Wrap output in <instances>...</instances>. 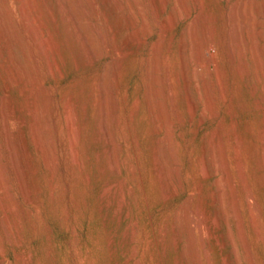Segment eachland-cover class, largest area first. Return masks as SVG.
<instances>
[{
    "label": "rangeland",
    "instance_id": "obj_1",
    "mask_svg": "<svg viewBox=\"0 0 264 264\" xmlns=\"http://www.w3.org/2000/svg\"><path fill=\"white\" fill-rule=\"evenodd\" d=\"M28 1L31 8L29 16L38 29L40 40L47 41L49 50L51 47V58L55 70L50 74L46 62L34 52L31 39L27 34L22 16H20V1L6 0L5 5L8 7L3 5L10 13L9 22L17 34L16 36L21 39L20 44L16 47V55L18 54L21 61L24 60L23 50H31L28 53L33 54L35 63L30 62L29 65H36V67L34 66L36 70L33 65L31 66L36 75V78L35 75L33 77L38 78V81L41 80V88H36L30 83L23 90L25 85L15 79L17 82L13 80L14 85L9 86L4 93L7 75L3 59L7 56V52H0V264H125L127 258L130 261L129 264H134L135 260L138 262L142 260L140 264H177V257L186 250L188 233L183 232L180 235L182 240L180 239V244L177 247L167 239L165 246L168 249L166 247L162 252L160 246L162 238L159 234L160 223L166 216L174 217L187 202L190 212L195 215V218L204 220L208 217L209 220H213L210 218L214 217L215 209L212 196H214L217 189L216 184L219 182L221 186L225 187V199L227 198L225 201L229 214L232 212L231 194L239 202L241 228L236 223L237 220L233 219L232 214L229 216L228 226L214 223L216 227L211 229L208 225H204L205 240L200 242L196 239L194 245V251L200 259L196 261L192 258L189 264H221V258L230 252L232 247V250L236 252L239 264H264V170H260L257 166L258 148L261 146L257 137L260 136V117L254 110V98L250 95L249 88L235 80L236 78L229 70L223 71L221 67V58L218 54L220 51L218 50L222 48L219 42L222 39L224 24L222 22H224L226 8L224 0H182V6L179 0H164L166 3L163 0L162 2L161 0H154V2L153 0H123L125 3L127 1L126 4L124 3V7L129 6L125 7V10L130 12L128 14L124 10L125 15L134 21L135 30L141 32L144 37V43L139 46L131 43L128 38L131 37L134 29L125 26L117 13L104 0H97L96 10L94 2L91 0L92 4L89 0H71L74 4L76 1L78 2L76 5L81 10L78 13L82 20L84 18V22L89 23L86 24L88 32L90 34L92 30V35H90L93 37L94 33L97 40L93 39L99 44L95 42L96 46L98 45L97 49L100 47L98 57L94 59L90 67L84 63L86 62V59L83 58L84 54H81L77 47L72 46L73 40L68 32L67 17L64 16L63 20H59L58 25L55 26L50 17L48 2ZM60 2L64 11L68 4L63 0ZM90 6L93 7L90 8ZM97 7L100 11L97 10ZM181 9L183 11H180ZM199 16H202L203 22L197 24ZM171 18L176 19L175 24L173 28H167L165 22ZM105 21L107 22L105 23ZM139 28H142V31ZM115 30L117 31L115 32ZM220 36L221 38H219ZM159 41L162 52L161 68L156 71L152 60V51ZM207 42L211 45H207ZM23 43H26L29 48ZM105 44L108 46L106 47ZM181 44H185L183 55L179 49ZM201 45H203L202 58L198 60L196 57L197 48ZM121 51H124L126 56L120 54ZM118 54L121 55L120 60L116 64L115 72L111 75V80H108L107 86L108 93L111 90L109 94L111 100H108L111 109H109L110 115L107 122L113 142L120 150L118 173L120 175L113 173L108 166L109 162L106 156H108L110 148L112 149L111 144L105 143L106 136L97 138L95 133L99 124L97 109L99 87L97 86H99L101 74H104L107 65L111 64L113 57L116 58ZM182 56L188 68L189 85L185 90L188 95H185L187 99L190 97L189 100L184 99L182 80L177 77L180 74ZM118 57L117 59H119ZM146 71L152 78L161 77L164 79L167 73L171 76L169 83H164L159 78L161 82L158 87L161 86V90L164 88V93L158 99L161 104L156 105L155 103L152 112H149L150 106L146 101L148 99L146 98V88L149 81ZM223 73H226L227 79L224 78ZM152 78L150 79L152 80ZM232 81L234 85L231 83ZM30 85H32V89ZM204 88L207 90L204 91ZM166 89L172 95L171 98L174 97V100L168 99ZM36 91H38V96ZM31 94L35 95L34 97L37 96L36 100L32 98ZM44 96L47 97V105L40 100L41 97L44 99ZM208 99H211V102L207 101ZM190 100L195 101H192L194 108H192ZM29 101L34 102L35 105L39 104V106H33L36 110L32 107L33 103ZM30 103H32L31 106H29ZM137 104L138 112L134 115L130 109H133ZM86 105L89 107L87 121L82 119L85 113L83 109ZM29 109L35 113L32 114L33 112L30 111L28 114ZM37 109L43 110V112H39ZM33 115L34 119L41 117L44 120L45 118L42 136L47 141L45 148L48 153L52 154L55 163H48L45 160L44 147H40L36 133L34 134L35 131H32L34 130L32 127L34 126ZM65 116L67 119L69 116L72 119L69 117L70 119L67 121ZM6 119L9 120L8 125ZM65 121L74 123L72 136L76 142V147H74L76 159L78 157L76 161L78 165L75 166L71 165V152L67 138L68 127L66 126L68 123ZM154 127L157 129V134L153 132ZM5 135L9 137L10 141L8 139L7 142ZM168 136L173 144L178 173L177 179H174L177 196L169 204L165 203L160 196L150 156L156 142H164ZM12 145L13 147H11ZM163 147L168 150L166 144ZM11 150H15L13 152L16 154L17 160L21 161L18 171L21 175L24 174V187L27 192L30 191L28 194L30 202L25 199L26 195L23 193L18 173L14 170L10 160ZM236 150L238 156L242 157L241 168L248 192L261 209L262 240H258L252 229H249L251 228L249 227L251 226L250 211L244 201L241 178L238 169H236L237 166H235L234 154L237 153ZM203 151L207 152V177L203 174L200 163ZM223 158H225L224 167L221 164ZM135 160L138 164L135 163ZM29 161L33 163V167H28ZM101 164L104 165V170H102ZM134 166L136 172H139L141 184L135 181V176L132 177ZM129 168L132 173L129 172ZM130 174L132 175L130 176ZM226 177L229 178L230 184L225 181ZM119 180L121 183H118ZM122 183H125L127 190L130 188L134 191V197L129 196V190L123 191L122 202L130 201L131 206L128 217L117 224V206H115L117 204H114L110 194L107 196L110 203L107 202L108 206L104 212L99 209L101 208L99 199L104 190L111 188V185L112 189L116 190L119 187L118 184ZM113 184H116L115 188ZM107 186L109 187L107 188ZM53 193L54 200L51 195ZM113 209L116 211L115 213ZM176 211L177 213H175ZM132 221L137 223L138 228L134 243L135 247L137 246V254L133 259L130 257V247L127 246L124 239V234L130 228ZM158 222H160L159 225ZM225 229L230 232V237L232 236L233 239H231L232 245L223 250L214 246L213 237L219 241L220 235L225 232ZM147 238L151 240L147 241ZM75 239L77 240L76 246L74 245ZM108 239L113 240L112 246L108 245ZM242 241L247 242L250 247V262Z\"/></svg>",
    "mask_w": 264,
    "mask_h": 264
},
{
    "label": "bare ground",
    "instance_id": "obj_2",
    "mask_svg": "<svg viewBox=\"0 0 264 264\" xmlns=\"http://www.w3.org/2000/svg\"><path fill=\"white\" fill-rule=\"evenodd\" d=\"M19 1L21 3V5H20L21 15L20 16H22V20H23V22L25 24V27H26V30H27V34H28L29 38L31 39L32 46L34 47V52L46 62L47 68L49 70L48 72H50V74H51L55 70L54 65H53V62H52V58H51L52 57L51 56V54H52L51 53L52 52L51 51V47H50V50H49V47L47 46V43H46L47 41L44 42V41H41L40 40V35H39V32H38V29L34 26L33 21L31 20V18L29 16V14H30V10L29 9H31L30 8V2L28 0H19ZM42 1L43 2H48L50 4V17H51V20H52V22L54 23L55 26L58 25L59 20L61 21V19L64 18V16L67 17L68 20H66V21L69 22L68 23V26H67L68 32H69L70 37L73 40L72 46L75 47V48L77 47V50H79V52H81V54H84V57L83 58L86 59V62H84V63H85V65L87 64L90 67V64L93 63L94 59L98 57V50L100 49V47L97 49V46L99 44L96 41L97 39L95 38L94 33H93V37L91 36L92 35L91 34V31L92 30L90 31V34L91 35L88 32V27H86V24H89V23L84 22L83 21L84 18L82 20L81 19L82 17H80V15L78 13L79 11H81V10H79L78 6L76 5V3L78 4V2L76 1V3L74 4V2L71 1V0H63V2H67L66 4H68V6L66 5L67 6L66 9L64 8L65 10L63 11V8H62L63 5L61 6V2H60L61 0H41V2ZM91 1L94 2L93 5L95 6V10H96V6H98L97 5V0H91ZM104 1L112 7V9L117 13V15L119 16L120 20L122 21V23L125 24V26L127 25L128 28L130 27V28L134 29V31L131 33V37L130 36L128 37L130 39L131 43L136 44V46H139L142 43H144L143 42L144 41V37H143L142 33L139 32V31H137V30H135V23H134V21L131 20V18H129L127 15H125L124 10L129 7V6L128 7L125 6L126 8L124 7V5L127 3V1H126V3L123 0H104ZM104 1H102V2H104ZM179 1H180L179 2L180 5L182 6L183 5L182 4V0H179ZM195 1H198V0H195ZM220 1H222V0H220ZM5 2H6V0H0V52H3V51H6L7 52V54H6L7 56L3 59V64L4 65L6 64V67H5L4 70L6 72L5 74L7 75V80H6L7 81V83H6L7 85H5L6 87H5V90H3V91L5 93L8 90L9 86L14 85L13 80L15 82H17L15 79H18V81L22 82V84L25 85V87L22 86V87H24L23 90L26 89L27 88L26 85H29L30 83H32L33 86H35L36 88H39L41 86V84H40V81L41 80L38 81V78L35 79L36 78V75L34 74L35 72H33L34 70L32 69L34 66L36 67V65H33L32 63L31 64L33 65V67H31L32 65H29L30 62H34V59H33L34 57H32L33 54L32 55L29 54L31 52V50H27V51L26 50H23L24 52L21 50L23 52L24 60H21L20 61L19 60L20 57L17 56L18 54L16 55V52H15L16 51V47L20 44V40L21 39H19L16 36L17 34H15V32L13 31V28H12L10 22H9V14L10 13H8L9 11L7 10L6 7H4ZM93 2H91V4ZM153 2H154V0H153ZM161 2H162V0H161ZM224 2H225V5H226V8H225V12H224V22H222V24L224 23L223 24V31H222V39H221L222 44H221V42H219L220 40L218 39L219 40L218 42L220 43V45H222V48L220 50H218V51H220V52H218V54H220L219 56L221 58V62L220 63H221L222 70L223 71L229 70L231 72V74H233L234 78H236L235 80H238L240 83H243V85L245 84L249 88L250 95H252L253 98H254V110L258 113V115L260 117V125H261L260 126L261 129L259 131V135L260 136H257L258 137V141L261 144V146L259 148L257 146V148H258L257 166H258V168L260 170H264V0H224ZM34 3H36V2H34ZM164 3H166V2L164 1ZM33 5H35V4H33ZM180 5H179V7H180ZM5 6H7V5H5ZM130 6H131V4H130ZM91 7H93V6H90V8ZM160 7L162 8V6H160ZM183 9H181L180 11H183ZM33 10H34V8H33ZM97 10H99V7H97ZM129 10H130V8H129ZM126 12H128V14L130 13L129 11H126ZM98 13H100V12H98ZM175 21H176V19L171 18V19H169V20H167L165 22V26L167 28H173V26L175 24ZM106 22L107 21H105V23ZM202 22H203L202 16H199V18L197 20V24L198 23L200 24ZM89 29H92V28H89ZM137 29H138V27H137ZM141 29H140V31H142ZM208 29L209 28L207 26V31H208ZM116 31L117 30H115V32ZM191 33H193V32H191ZM51 36H52V34H51ZM93 38L96 39V40L94 41ZM101 38H103V37H101ZM219 38H221V36ZM145 39H146V37H145ZM22 41H21V43H22ZM192 41H194V40H192ZM95 42L98 44L97 46H96ZM103 42H106V41H103ZM128 42H129V40L127 41V44H128ZM124 43H126V42H124ZM192 44H194V43H192ZM198 44L200 45V43H198ZM198 44H197V47H198ZM208 44H210V43L207 42V45ZM24 45L26 46L27 44L25 43ZM184 45L181 44V46L179 48L182 55L184 54V51H185ZM210 45H209V47H210ZM105 46L107 47L108 45L105 44ZM201 46H202V48H201ZM201 46H199V48H197L198 49L197 50L198 53L196 54L197 55L196 57H197L198 60H200L202 58L201 49L203 50V45H201ZM26 47L29 48L28 46H26ZM125 47L127 48V46H125ZM23 48H24V46H23ZM217 48H219V47H217ZM111 49L113 50V48H111ZM120 49H121V47H120ZM194 49H195V47H194ZM115 50H116V48H115ZM124 51H126V50H124ZM124 51H121L123 53H121V52H119V53L125 55V52ZM117 52H118V50H117ZM152 52H153V54H152L153 55V57H152L153 59L152 60L154 62L155 70L157 71L159 68H161V53L162 52H161V42L160 41L158 42V44L156 45V47H154V51H152ZM115 54H117V53H115ZM120 54H118L119 57L117 55V57L119 59H117V57L116 58L113 57L112 63L109 64V65H107V67L105 68L104 74H101L102 77H100L99 86H97V87H99V89H98L99 91L97 90L98 91V94H99V98L97 100V102H98L97 109H98V117H99L98 122H99V124H98V126L96 128V132H95L96 135H97V138H100L98 136H106L107 141H105V143H108V144L110 143L111 144L112 149L110 148V151L108 153V156H106V158L108 157V162H109V165L108 166H110V170L113 173L117 174V175H120V174H118L119 173V170H120L119 169V151L120 150H119L118 146L115 145V142H113V136H111L110 130H109V127H108V122H107L108 119L107 118L110 115V110L109 109H111V108H109V105L110 104L108 105V103L111 100L110 99L111 97L109 95L111 90H109V93H108V87L107 86H108V83H109L108 80H111L110 77H112L111 75L115 72L116 64L120 60V56H121ZM124 55H122V56H124ZM78 57H79V55H78ZM181 58H182V60L180 61L181 68L179 67L180 68V74H179V76L177 75V77H180V79L182 80V87H183L182 88V91L184 92L183 95H184V99L186 100L187 99V96L185 94H187V93L185 92V90H186V88L189 85L188 68L186 67V64H185L186 61L184 62V57L182 56ZM147 63H148V61H147ZM213 63H215V62H213ZM173 66H175V65H173ZM35 67H34V69H35ZM152 68H153V66H152ZM167 70H168V68H167ZM148 71H146V72H148ZM147 74H148V76H147ZM223 74L225 75L226 73H223ZM34 75H35V78L33 77ZM146 77H148V79H149V81L147 83V88H146L147 89V97L146 98H148L146 101H148L149 106H150V111L149 112H152V109H153L152 107H153V105L155 103H156V105L157 104H161L158 101V99H160L163 96V93H164L163 92L164 88H163V90H161V88H160L161 86L158 87V84L161 81L164 82V83H169L171 76L169 75V73H167V76L165 75L164 79L161 78V77H159L161 79V81H160L159 78H155V77L152 78V77H150V74L148 72V73H146ZM225 77H226V75L224 76V78ZM150 78H152V80ZM226 79H227V77H226ZM233 81L231 83H233ZM20 82H18V83H20ZM205 83H208V82H205ZM144 84H146V83H144ZM214 84H215V82H214ZM205 85L206 84H204V86ZM233 85H234V83H233ZM31 86L32 85H30V88H31ZM35 87H33V88H35ZM36 88L34 90H36ZM94 88H95V86H94ZM216 88H218V87H216ZM220 88H219V90H220ZM146 89L144 88V90H146ZM205 90H207V89L204 88V91ZM27 91H29V90H27ZM40 91H41V89H40ZM33 92H35V91H33ZM165 92H166V95H167L168 99H171L172 100L174 98V97L171 98L172 95L168 92V89H166ZM170 92H171V90H170ZM36 93H37V96H38V91H36ZM80 93H81V91L79 92V94ZM206 93H207V91H206ZM90 94H89V96H90ZM31 95H33V94H31ZM34 96L35 95H33L32 98H34L36 100L37 96L36 97H34ZM39 96H40V94H39ZM46 96H48V95H46ZM91 96H93V95H91ZM207 96H208V94H207ZM28 98H29V95H28ZM42 98L43 97H41V99H40L38 97V99H40V100L43 101V102L41 101L42 103H45L47 105V99H46L47 97L44 96V99H42ZM188 98L190 99V97H188ZM189 99H187V100H189ZM135 100H136V98H135ZM38 101H37V103H38ZM192 101L193 100H190L189 102H191V105L193 106V107L192 106L191 107L194 108L195 106L193 105L194 104L193 102H195V101H193V102ZM207 101L211 102V99H208ZM29 102H32V101H29ZM32 103H33V105H32ZM32 103H30L29 106H31V105H32V107L33 106H37V105L39 106V104L35 105L34 102H32ZM93 104H95V103H93ZM43 106H44V104H43ZM161 107H163V106H161ZM161 107H159V108H161ZM33 108H35V107H33ZM37 108H39V107H37ZM46 108H47V106H46ZM64 108L66 109L65 106H64ZM137 109H138V104L135 105L133 107V109H130V111L132 110V113L134 115H136L137 112H138ZM35 110H36V108H35ZM83 110H85L84 111L85 113H84V118H82V119H85V121H87V119H88V112H89L88 105H86L85 106V109H83ZM28 111H29L28 112V114H29L31 110L29 109ZM37 111H39V110L37 109ZM44 111H45V109H44ZM32 112L33 111H31V113ZM39 112H43V110L42 111H39ZM34 113L35 112H33L32 114H34ZM36 113H38V112H36ZM64 113H66V112H64ZM162 113H163V111H162ZM162 113H160V114H162ZM32 114H31V116H32ZM41 114H39V115H41ZM39 115H37V116L39 117ZM65 115H67V113ZM69 117H68V119L71 118V117L70 118ZM32 118L34 120V126H32V127H34V130H32V131L33 132L35 131L34 134L36 133V136H37L36 138L38 139V143L40 144V147L41 146L44 147L45 160L48 163H51V162H53L52 154H50V152L49 153L47 152V150L45 148L47 141H46L45 137L42 136V133H43V130H44V126H45L44 123H43V121H45V118H44V120L41 117H40L41 119L40 118L34 119V115H33ZM65 118L68 121L67 116H65ZM8 121L9 120L6 119V124L7 125L9 123ZM67 121H65V122H67ZM67 123H68V125L66 123L65 124L68 127V133H67L68 136H67V138H68V142H69L68 143L69 144V149H70V152H71V154L69 153L70 156H71V165L72 166H75L77 164L76 161L78 160V157L76 159V154H75L76 152L74 151V147H76L75 146V143L76 142H75L74 136H72V132H73V128H74L73 127V124L74 123L73 124L71 122H67ZM153 132L155 134H157L156 127H154ZM4 134H5V132H4ZM6 138H7V142H8L9 137L6 136ZM169 139H170V137L168 136V138H166V140L164 142L163 141L156 142V145L153 146L154 148L152 147V150H151L152 152L150 153L151 154L150 156H151V159H152V165L151 166H152V169H153V175H154V178L157 181L158 189H159V192H160V196L162 197V199L164 200V202L165 203H168V204H169V202H171L177 196V191H176L175 186H174V179H177V177H178V173H177V169H176V165H175L176 156H175V152H174V149H173V146H172L173 144H171V142H170ZM102 140H103V138H102ZM9 141H10V139H9ZM48 144H50V143H48ZM136 144H137V142H136ZM165 144L168 147V150H165L166 147L165 148L163 147ZM7 146H8V144H7ZM11 147H13V145ZM38 147H39V145H38ZM40 147H39V149H41ZM67 148H68V145H67ZM136 148H137V145H136ZM10 149H14V148H10ZM75 150H76V148H75ZM102 150H104V149H102ZM13 151H15V150H11L10 151L11 152L10 153L11 154L10 155L11 156L10 160L12 161L14 170H16V172L18 173V177H19V181L21 183V187H22L23 193H24V195H26L25 196V199L28 202H30V198L28 197V194H29L30 191L27 192L26 189H25V187H24L25 186L24 185V182H25L24 179H25V177L23 176L24 174L21 175L19 173V171H18L19 168H20L19 166H20L21 161L20 160H17L16 154ZM39 152H41V151H39ZM102 153H104V152H102ZM203 153H201L202 154V157L200 158V160H201L200 163L202 164L201 167H202L203 172H204L203 174L207 177V173H208L207 172V152H204L203 151ZM98 155H99V153H98ZM234 155H235V162H236V165L235 166H237L236 169H238V173H239V176L241 178V182L240 183L242 185V188H243L242 190L244 192V194H243L244 195L243 196L244 197V201H245V203L247 205V208L250 211V219L249 220H250V225L251 226H249V227H251V228H249V229H252V232L254 233L255 237L258 240H262V233L260 231L261 209L259 208L257 202H255V200L253 199V197H251V195L249 194L248 189L246 187V184H245V181H244V178H243V171H242V168H241V166H242L241 165L242 164L241 158L242 157L241 158L239 157L241 155L238 156V151H237V153L235 152ZM103 157H105V156H103ZM103 157H102V159H103ZM133 158H134V156H133ZM135 158L137 160V156ZM97 159H99V158H97ZM97 159H96V162H97ZM224 159L225 158L222 159V163H221L222 164V167L225 166ZM31 160H32V158H31ZM136 160H135V163L138 164V162H136ZM18 161H20V162H18ZM69 161H70V159H69ZM108 162H106V163L108 164ZM53 163H55V162H53ZM32 164L33 163H31V162L28 163V167H30V166L33 167ZM102 164H103V162H102ZM102 164H101V166H103L102 167L103 168L102 170H104L105 167ZM128 165L130 166V164H128ZM199 165H198V167H199ZM137 167H138V165H137ZM108 169H109V167L107 168V170ZM98 170L100 171L101 168L98 169ZM132 170H133V174L134 175L130 174V176L131 175H132V177L135 176L136 177L135 181L140 183L141 180H140V177L138 176V173L139 172L138 173L136 172L135 166H134V169L132 168ZM132 170L130 169L129 172L132 173ZM51 178H52V176H51ZM130 179H132V178H130ZM225 181L228 184H230L229 183L230 182L229 181V178L226 177L225 178ZM118 183H121L120 180L118 181ZM219 183L216 184L217 185V189L215 188L216 190L214 192V196H212L213 197V200H214L213 202H214V205H215V207H214L215 209H214V217H210V218L211 219L213 218V220H209L208 217H206L205 215L204 216L206 217V219H204L202 217L204 220H202V219L199 220L197 217L195 218V215H192L191 214L190 209H189V203L187 202L186 204H184V206L182 207V209H180V212H178V213H177V211L175 212L177 214H175L174 217H172V216H166L162 220L161 223L158 222V225L160 223V225H159L160 228L158 227L160 232L158 230L157 231L159 232V234H161V238H162V239H160V240H162V241H160L161 242V245L160 246L162 247V250H163L162 252H164L165 251V248L167 247V246H165V245H167L165 243V241L167 239H169V241L175 247H177L180 244V239L182 238V237L180 238V235H182L183 232L188 233V243H187V247L185 248L186 250L184 251L183 250V247H182V252L183 251L184 252L181 253L177 257V264H189L190 263L189 261H191L192 258L195 259L196 261H198V259H200V257H198L196 255L197 253L194 251V245H195V242H196L195 240L196 239L199 240L200 242H203L205 240L204 239L205 238L204 237V232H205L204 230L205 229H203L204 228V225H208L209 228H211V229H214L216 227L215 224L216 225L226 226L227 225V222H228V219H229V216H231V214H232L234 216L233 219H236L237 220L236 223H238L239 228H241V216H240V206H239V202H238L237 198L236 197L234 198L233 194H231V197L232 198H231V201H230V205H231L232 212L230 211L231 214H229L228 213V210H227V207H226L227 202L225 201V200H227V198L225 199V196H226V194H225V187L223 185L221 186ZM115 185H114V188L116 187ZM118 185H119V187L116 190H113L112 189V185H111V188L109 186H107V188L109 187V189H107L106 191L104 190L103 194H101L102 196L100 195L101 198L99 199L101 201V206H100L101 208H99V209L101 210V212H104L106 210L107 206H108V203H110V201H108L109 199L107 200V196H108V194H110V196L113 199L112 201L115 202L114 204H117V205H115V206H117V214H116L117 215V221H118L117 224H119L121 221H123L124 219H126L128 217L129 208L131 206V202L130 201L122 202L123 201V199H122V196H123L122 193H123V191L125 189H126V191L129 190L130 191V193H129L130 195L129 196H131V197L133 196L134 197V191L131 190L130 188L127 190V187H126L125 183H122L121 185L118 184ZM142 193H143V191H142ZM51 195H52V200H54V193L51 194ZM253 200H254V202H253ZM76 203H77V201H76ZM114 209H113V211H114ZM202 211H201V214H202ZM115 212L116 211H114V213ZM105 213H104V216H105ZM197 215H199V214H197ZM112 218H113V216H112ZM130 218H131V216H130ZM126 228H127V226H126ZM137 229H138L137 228V223L132 221V224H131L130 228L128 230L126 229L127 231L124 234L125 235V238H124L125 239V243L127 244V246L130 247V255H131L130 257H131V259L135 258L136 257V254H137V250H136V247L137 246L135 247V244H134L135 243V238H136L135 236L137 234ZM227 229H229V228H227ZM124 235H123V237H124ZM230 235H231L230 232H228V230L225 229V232H223L220 235V240L219 241L216 240L215 237H213L214 246H217V248L220 247V249H223V250L225 248L231 246L232 245V240L231 239H233V238H232V236L230 237ZM149 238H147V241H148ZM242 238H244V237H242ZM157 239H158V237H157ZM149 240H151V239H149ZM242 242H244V247H245L246 253H247L248 257H249V262H250L251 261V258H250V247L247 244V242H245V241H242ZM112 243H113V240L111 239V240H109L108 245L112 246ZM76 244H77V240L75 239L74 245L76 246ZM173 245H172V247H174ZM167 249H168V247H167ZM232 249H233V247H232ZM232 249H230L231 251L228 252L224 257L221 258V261H222L223 264H239V260L237 259V256L235 254L236 252H234V250H232ZM169 250H170V248H169ZM165 254H167V253H165ZM198 255H199V253H198ZM164 258H165V256H164ZM135 261H134V264H140V262H142V260L140 262H138V261L135 262ZM129 262L130 261H128V258H127V261L125 260V264H129Z\"/></svg>",
    "mask_w": 264,
    "mask_h": 264
}]
</instances>
